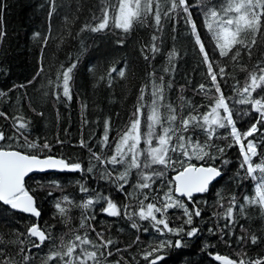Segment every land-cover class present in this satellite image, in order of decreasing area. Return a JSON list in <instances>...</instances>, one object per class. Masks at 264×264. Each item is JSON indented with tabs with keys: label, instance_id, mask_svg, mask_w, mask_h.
Segmentation results:
<instances>
[{
	"label": "trees",
	"instance_id": "16d2710c",
	"mask_svg": "<svg viewBox=\"0 0 264 264\" xmlns=\"http://www.w3.org/2000/svg\"><path fill=\"white\" fill-rule=\"evenodd\" d=\"M189 2L196 32L186 23L185 13L179 8L170 10V0H152V12L142 22L134 21L127 32L115 23L119 0H0V131L4 133L0 148L54 155L81 164V170L75 172L27 178L25 189L41 213L38 219L0 202V264H64L68 259L73 264H152L157 256L161 259L156 264H224L213 258L216 254L226 255L236 264L241 260L244 264L257 260L264 264V207L249 202L257 199V186L264 173L248 175L244 161L250 140L258 153L251 157L253 166L264 160V125L257 124L259 131L245 137L260 116L255 105L241 102L264 97V84L256 92H243L244 86L251 83L249 73H256L258 78V66L264 67V34L255 36V45L251 44V33L242 34L250 54L238 45L228 56H222L206 29L200 0ZM223 2L210 0V6ZM157 10L159 24L154 19ZM105 12L108 27L92 31ZM197 33L207 61L197 43ZM237 50L240 55L231 59ZM208 62L212 63L220 92L211 80ZM73 64L76 66L69 74L68 99L63 95V72ZM220 67L225 68L223 76ZM160 88L163 98H157L156 107L162 123L155 126V133L162 134V128L177 129V135L183 134L189 144L207 143V155L199 159L190 150L189 156L179 148L172 151L178 143L173 136L167 154L171 163L167 166L129 168L126 147L121 163L112 164L111 156L136 119L137 108L141 109L139 150L144 153L139 160L145 161L152 92ZM221 93L233 123L224 119V127L214 126L211 140L199 125L190 126L187 132L180 129V121L189 114L198 117L201 125L204 114L211 119V109ZM169 106L174 112H169ZM222 111L226 118L228 112ZM169 115H175L176 120L170 123ZM17 121L27 127L18 130ZM233 126L239 142L232 135ZM33 142L41 149L47 143L49 149L28 148L27 143ZM152 143H157L155 136ZM189 164L213 165L224 175L204 194L184 200L175 195L172 176ZM154 170L164 175L147 181L150 187L139 188L142 172L151 175ZM166 194L185 207L155 213L157 219H166L173 229L196 227L199 231L195 236L177 237L167 229L160 231L163 226L151 218H140L141 202L145 211L149 203L162 207ZM88 200L93 203L84 208ZM109 200L117 205L119 215L104 213ZM58 203L66 214L56 208ZM229 207L233 209L231 216H227ZM185 209L201 213L193 215L192 225L185 223ZM33 224L49 237L39 247H33L38 240L27 232ZM77 235L91 243L80 245L75 240ZM252 236L257 237L255 244ZM177 239H181V247L168 246L147 255L161 241ZM72 242L80 247L71 258H50L53 252L63 254ZM85 251L96 252V257L82 256Z\"/></svg>",
	"mask_w": 264,
	"mask_h": 264
},
{
	"label": "snow or ice",
	"instance_id": "6c2138e0",
	"mask_svg": "<svg viewBox=\"0 0 264 264\" xmlns=\"http://www.w3.org/2000/svg\"><path fill=\"white\" fill-rule=\"evenodd\" d=\"M200 4L202 5V12L205 18L206 29L212 33V38L215 40L217 47L219 48V53L222 56H228L230 52L238 45L248 49V45L244 43V40L241 38L244 33H251L253 39L251 40V44L255 45L256 40L255 36L257 34H264V0H224L223 3H220L216 6H210V0H200ZM190 2L189 0H170V10L175 11L179 8L183 13L186 14V23H190L193 32H196V23L191 20V11H190ZM152 12V0H144L143 7L141 6V0H119V8L118 13L115 18L116 26L124 31H129L133 25V22H142L143 18L147 13ZM167 15V13H166ZM155 22L157 24L160 23L161 16L159 11L155 12L154 16ZM106 27H108V14L104 13L102 17V21L94 28L92 31H102ZM3 33L0 32V36ZM155 39V38H153ZM197 43L200 44V50L204 53V58L207 61V52L204 51V44L200 41L199 34H196ZM155 50V46H153ZM249 54L251 49H248ZM240 55L239 50H237L230 58L235 59ZM75 64L71 67L67 68L63 72V95L68 99H71L70 90H69V80L70 73L72 69L75 68ZM209 73L211 74V80L215 86L217 92H220L219 85L216 84L217 76L212 71V63L208 62ZM42 70V69H41ZM259 77L257 78L256 73H249V79L251 81L250 84H246L243 88V92L249 93L256 92L257 89L261 88L262 84H264V67H259ZM123 75V72L120 73ZM219 74L223 76L225 74V68H219ZM201 89L204 88V85L200 86ZM264 90V89H262ZM153 100H152V111L151 114L147 117V132H146V143L149 145L147 150V155L145 161L142 163L139 160L140 155H144L143 152L139 150V144L141 141V135L139 131L140 125V115L141 109L137 108L136 110V119H134L131 123V127L127 132L120 138L119 143L116 146L115 154L111 156L110 162L112 164L121 163V161L125 158L124 156V148H127V152L130 154V163L128 165L129 168H137V169H147L150 168L153 164L165 165L171 163V159L168 157V151L170 147V142L173 136H176L178 141L175 147H172V151H176L177 148L182 152L184 156H189V150L194 153L197 158L203 159L204 155H207L205 152V148L209 147L206 143L205 145H200L197 141L194 145L189 144L185 141V137L183 134L177 135V129L174 128H162V134L157 135L154 131L155 126L157 124H161V116L157 111V98H163V90L154 89L152 92ZM242 103H250L255 105L256 111L259 113L260 118L253 123L249 130L244 133L245 137L253 136L254 133L258 132L257 124L264 125V97L241 101ZM223 109L228 112V116L221 117L218 110ZM169 112H174L169 106ZM2 115V113H0ZM211 116L209 118V114L203 115V124H200V120L196 116H192L189 114L187 117L180 121V129L183 132H187L190 126L199 125L203 130L207 131L208 139L211 140L214 135L215 128L214 126L224 127V123L222 122L224 119H227L228 123H233L231 119V112L228 109V105L223 97V94L215 100V107L211 109ZM167 120L171 123L176 120L175 115H169ZM18 130L26 128L27 125L22 121H17ZM171 133V134H170ZM232 135L235 137L236 141H240V136L237 134L236 128L232 127ZM157 139V146L151 147L153 142V137ZM4 139L3 131H0V140ZM105 140H107V136L105 135ZM131 141V143H129ZM81 145L84 146V141H81ZM28 148H36L37 150L49 149V145L45 143L41 147L33 142L27 143ZM241 149L243 151V145H241ZM218 151L223 152V149H218ZM251 153V155H249ZM257 149L253 141H248L247 143V151L244 152V161L247 165L246 172L248 175H253L254 173H264V160H261L260 163H257L255 166L251 163V157L257 156ZM99 159V157H97ZM226 163V162H225ZM245 164H241L240 167L244 168ZM44 169H67V170H81V164L79 163H68L63 159H56L53 156H45V158L41 159L38 155L34 154H25L23 151L16 150H4L0 148V202L11 207L13 210L23 211L25 213L33 214L36 217L40 216V212L35 207V201L33 196L29 195L28 191L24 187V179L25 177L33 172L34 170H44ZM91 171V168L88 169ZM127 175V170L124 174L120 176V179H125ZM163 171H152L151 175L142 172V182L138 185L139 188H148L151 185L147 183V181L153 180V177L163 176ZM222 174L218 168L215 167H195L194 165L189 164L188 167L184 168L177 176H176V189L175 191L182 196H186L191 199L193 193H203L208 190L209 184L217 177H220ZM260 179L262 182L257 186V199L250 200V203H258L262 207H264V176H261ZM123 185H121V188ZM81 191H86V189L81 188ZM171 192V189L169 190ZM147 199V197H145ZM234 199V198H233ZM172 197L166 194V198L162 201V207H157L155 203H149L146 205L147 211H145V207L141 202L139 216L141 219H149L155 221L156 225H162L164 229H167L168 232H174L177 237H180L182 234L187 237L195 236L199 229L196 227H192L190 230H185L184 228L173 229L169 227L168 222L164 218L157 219L155 213H163L166 212L169 208L172 207H181L185 206L179 201L175 200L172 202ZM93 203L92 200H88L82 206L84 208L89 207ZM56 208L59 212L64 215L66 214V209L61 207L58 203L56 204ZM104 211L109 212L111 215H119V210L117 205L112 203L111 200L108 201L107 208ZM232 207H229L227 210V216H231ZM187 220L186 224L192 225L193 223V215L200 216L201 213L198 209L194 210V212H188L185 209ZM83 227V225H81ZM133 227H136L133 224ZM28 234L31 237L37 238L38 242L33 243V247H39L43 244L49 237L46 235L45 231L42 230L38 224L31 225L28 230ZM243 239V237H241ZM76 241H80V245L91 243L87 239H82L79 235L75 236ZM251 242L255 244L257 242V237L252 236ZM106 243L110 244L111 241H107ZM80 245H77L75 242L70 243L66 251L61 254L60 252H53L51 254L52 259L59 258L64 260V257L67 256L71 258L73 253L76 251ZM104 245H101L103 247ZM175 246L181 247L182 241L181 239L175 240V242L169 241H161L159 246L153 248L151 252L147 255L151 256L153 252H159L161 249ZM111 255V253H109ZM82 256L88 258H95L96 252H82ZM161 259L160 256L156 257V260ZM217 260H223L224 264H236V261L228 258L217 256ZM156 260L152 261V264H156ZM64 264H73L72 259H68L64 261ZM240 264H244V261L241 260ZM253 264H261L260 260L253 262Z\"/></svg>",
	"mask_w": 264,
	"mask_h": 264
},
{
	"label": "water",
	"instance_id": "95a60500",
	"mask_svg": "<svg viewBox=\"0 0 264 264\" xmlns=\"http://www.w3.org/2000/svg\"><path fill=\"white\" fill-rule=\"evenodd\" d=\"M4 150H7V149H4ZM16 151H18V150H16ZM50 156H53V157H55L56 159H61V158H59V157H57V156H54V155H50ZM41 159H43V158H45V156H39ZM191 165H194L195 167H197V168H199V167H209V166H211V167H215V166H213V165H203V164H199V165H196V164H191ZM186 167H188V165L187 166H185L184 168H186ZM183 168V169H184ZM215 168H217V167H215ZM182 169V170H183ZM182 170H180V171H178L177 173H175L174 175H173V182H174V192H175V194L178 196V197H181V198H187V199H189L188 197H186V196H182V195H180L179 193H177L176 191H175V189H176V187H177V185H176V182H175V180H176V176L182 171ZM75 171H78V170H67V169H44V170H34L33 172H31V173H29L26 177H25V179H24V187H25V182H26V180H27V178H29L31 175H34V174H44V173H57V172H60V173H63V172H75ZM222 174V173H221ZM221 177V176H220ZM220 177H217V178H215L210 184H209V187H208V189L211 187V185L212 184H214L215 183V181H217ZM205 192H203V193H193V195H192V197H191V199L194 197V196H196V195H199V194H204ZM29 195H31L30 193H29ZM32 196V195H31ZM191 199H189V200H191ZM35 201V200H34ZM3 203V202H2ZM4 204V203H3ZM35 207H36V205H35ZM39 211V210H38ZM21 212H23V211H21ZM23 213H25V212H23ZM26 214H29V215H32V216H34L33 214H30V213H26ZM105 214L107 215V216H113V215H111L109 212H106L105 211ZM34 217H36V216H34ZM40 217V216H39ZM39 217H36L37 219L39 218ZM218 256V255H217ZM216 256V257H217ZM219 256H221V257H227L226 255H219ZM218 261H223V260H218Z\"/></svg>",
	"mask_w": 264,
	"mask_h": 264
},
{
	"label": "rangeland",
	"instance_id": "374dc122",
	"mask_svg": "<svg viewBox=\"0 0 264 264\" xmlns=\"http://www.w3.org/2000/svg\"><path fill=\"white\" fill-rule=\"evenodd\" d=\"M218 111H219L221 117H225L226 116V114H224V112L222 111V109H220ZM211 118H212V116H211ZM156 146H157V143H155V144L152 143V145H151V147H156ZM144 147H146V146H144ZM148 148H149V145H148V147H147L146 150H148ZM246 151H247V148L244 150V152H246ZM249 155H251V153H249ZM172 201H175V200H172Z\"/></svg>",
	"mask_w": 264,
	"mask_h": 264
},
{
	"label": "bare ground",
	"instance_id": "6f19581e",
	"mask_svg": "<svg viewBox=\"0 0 264 264\" xmlns=\"http://www.w3.org/2000/svg\"><path fill=\"white\" fill-rule=\"evenodd\" d=\"M156 1H157V0H156ZM215 167H216V166H215ZM217 168H218V169L220 170V172L222 173V175H221V177H222V176L224 175L223 170H221L219 167H217ZM221 177H220V178H221ZM220 178H219V179H220ZM219 179H218V180H219ZM215 182H216V181H215ZM34 219H35V218H34ZM217 255H219V254H216L215 256H217Z\"/></svg>",
	"mask_w": 264,
	"mask_h": 264
},
{
	"label": "flooded vegetation",
	"instance_id": "af4514ba",
	"mask_svg": "<svg viewBox=\"0 0 264 264\" xmlns=\"http://www.w3.org/2000/svg\"><path fill=\"white\" fill-rule=\"evenodd\" d=\"M173 177V176H172ZM173 179V178H172ZM173 184H174V182H173ZM182 199H184V200H187L186 198H182ZM216 261H218L217 259H216V256H214L213 257ZM230 258V257H229ZM219 262H221V263H224V261H219Z\"/></svg>",
	"mask_w": 264,
	"mask_h": 264
}]
</instances>
